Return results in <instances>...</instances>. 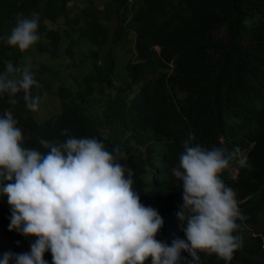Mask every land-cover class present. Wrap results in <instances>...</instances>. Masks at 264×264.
I'll use <instances>...</instances> for the list:
<instances>
[{"label": "trees", "instance_id": "obj_1", "mask_svg": "<svg viewBox=\"0 0 264 264\" xmlns=\"http://www.w3.org/2000/svg\"><path fill=\"white\" fill-rule=\"evenodd\" d=\"M18 14L39 16L40 40L32 47L57 58L58 47L66 45L62 59L76 70L52 91L58 108L42 122L22 91L0 93V117L12 114L22 146L46 154L50 149L41 140L71 137L118 149L117 162L131 169L141 203L164 220L156 239L169 245L185 239L177 216L182 182L172 171L183 142L192 133L193 145L238 148L249 166L232 160L221 178L246 217L236 233L243 246L230 262L199 253L200 264H264V0H0V74L5 61L25 66L6 42ZM221 30L226 42L216 37ZM117 50L130 55L124 68L117 67ZM30 70L40 85L31 95L42 99L52 86L47 75L56 70ZM10 222L3 196L0 255L30 252L36 237L9 231ZM44 259L52 264L51 252Z\"/></svg>", "mask_w": 264, "mask_h": 264}, {"label": "clouds", "instance_id": "obj_2", "mask_svg": "<svg viewBox=\"0 0 264 264\" xmlns=\"http://www.w3.org/2000/svg\"><path fill=\"white\" fill-rule=\"evenodd\" d=\"M38 28V15L18 14L6 42L24 52L40 40ZM5 64L0 93L22 91L27 108L37 111L40 97L32 96L31 89L40 85L30 62L23 67ZM16 125L10 112L0 117V196L7 197L11 209L9 231L36 240L30 252L2 253L0 264H48L46 252H51L52 264H200L199 253L230 262L242 248L236 233L238 221L246 217L235 190L221 178L232 160L249 166L238 148L229 152L193 145L192 133L183 142L184 152L172 171L182 182L184 204L177 216L185 239L175 237L169 245L156 239L164 220L141 203L131 169L117 162L118 149L110 152L96 138L70 137L63 143L41 140L50 149L42 154L22 146Z\"/></svg>", "mask_w": 264, "mask_h": 264}, {"label": "rangeland", "instance_id": "obj_3", "mask_svg": "<svg viewBox=\"0 0 264 264\" xmlns=\"http://www.w3.org/2000/svg\"><path fill=\"white\" fill-rule=\"evenodd\" d=\"M60 24H63V20L60 21ZM216 37L221 39L223 42L227 41L226 34L224 31H218L216 33ZM58 47L56 51L57 58L53 56L45 57L43 54L39 53L36 47H30L28 50L21 52L17 47H14L16 51L19 52L21 58L20 61L23 65L30 62V67L38 70L48 69V73L53 72L52 70H56L53 72V75H47L48 80L47 83L51 84V89H45L44 98H40L39 108L36 111L34 117L37 121H44L49 118L53 112L56 111L58 106H55V99L53 97V90L56 89L60 84L65 82L66 76H68L71 72L75 73V69L72 67L71 62L66 59H62L65 55V47ZM74 50L77 52L76 47ZM80 57L76 56V59ZM116 64L118 68H124L127 61L130 59V55L125 51H116L115 54ZM237 170H232V173H235ZM236 178V176L234 177ZM3 196H0V199ZM3 241L0 240V246H2Z\"/></svg>", "mask_w": 264, "mask_h": 264}]
</instances>
